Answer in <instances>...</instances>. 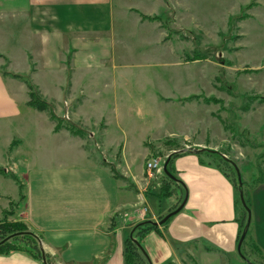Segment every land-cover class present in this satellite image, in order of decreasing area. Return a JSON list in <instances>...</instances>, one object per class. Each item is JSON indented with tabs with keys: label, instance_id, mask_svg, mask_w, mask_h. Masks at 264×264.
<instances>
[{
	"label": "crops",
	"instance_id": "obj_1",
	"mask_svg": "<svg viewBox=\"0 0 264 264\" xmlns=\"http://www.w3.org/2000/svg\"><path fill=\"white\" fill-rule=\"evenodd\" d=\"M113 5L114 0H0V168L12 172L21 183L20 188L9 175H0V217L11 202H19L23 212L12 219L22 221L39 238L40 249L53 264H125L124 237L132 226L142 219L156 220L172 208L169 202L174 205L180 200V204L186 193L183 207L159 226V232L151 231L143 239L151 264L176 263V248L186 245L198 264H247L237 253L239 223L233 184L200 151H179L172 157L170 170L180 182L171 183L172 195L160 200L152 212L159 190H148V186L159 187L161 181L144 177V160L150 156L146 149L140 156H130L129 143L123 141L120 161L114 166L124 178H116L110 169L115 159L101 162L79 147L81 155L60 151L50 159L47 129L42 125L50 124L55 136L54 123L45 111L27 104L24 81L2 73L5 69L28 76L62 117L58 101L85 91L79 88L82 84H91L93 88L86 87L76 110L86 105L98 121L109 118V82L102 79L114 80L119 66L111 34L109 7ZM125 9L137 13L140 23L158 22L141 18V14L154 13ZM82 17L101 24H85ZM75 117L70 119L77 123ZM62 140L74 139L68 135L61 136ZM257 190L249 197L248 226L264 251V226L256 199H264V187ZM0 264L43 261L28 252L11 251L0 254Z\"/></svg>",
	"mask_w": 264,
	"mask_h": 264
},
{
	"label": "rangeland",
	"instance_id": "obj_2",
	"mask_svg": "<svg viewBox=\"0 0 264 264\" xmlns=\"http://www.w3.org/2000/svg\"><path fill=\"white\" fill-rule=\"evenodd\" d=\"M127 7L160 18L157 23H140L138 14L127 11ZM109 8L111 34L117 45L114 50L118 52L115 60L119 64L114 80L102 79L109 82L106 86L109 94L106 98L111 103L106 111L109 118L98 121L86 105L84 110H76L87 93L86 87L93 88L91 84H82L79 88L85 91L58 101L59 114L62 110L65 119L58 122L57 135L50 132V124L42 125L47 129L45 140L52 153L49 158L60 151L81 155L79 147L101 162L115 159L110 165L120 172L114 165L120 161L123 141L129 143L130 156H140L141 150L146 149L149 158L157 156L165 160L173 151H200L205 161L216 164L230 177L234 187L239 186L232 163L236 165L244 199L250 203V194L264 187V0H114ZM82 19L85 24H101L95 18ZM95 84H100L99 79ZM204 97H214L219 102H205ZM114 105L119 107L115 109ZM73 115L78 118L75 126L84 132L70 125ZM68 135L74 140L61 141V136ZM2 145L0 142V151ZM220 156L232 165L223 163ZM160 181L159 187L151 183L148 190L158 191L168 182L164 173ZM6 191L10 193L7 188ZM238 198L235 189V199ZM162 199L151 205L152 212L157 211ZM256 199L264 226V199ZM179 201L174 205L166 201L172 207L168 212ZM17 205L19 202L10 203L0 217V224L13 223L12 218L23 212V207ZM240 212L238 203L236 213ZM115 216L118 218L119 214ZM158 220L159 217L155 221ZM2 235L0 231V241L9 238L1 239ZM252 238L249 230L244 252L249 261L264 264V251L257 244L260 249H254ZM200 244L203 243L196 245ZM23 245L38 254L37 249L31 248V242ZM189 246H178V261L164 264H198L197 256L190 255ZM38 259L41 261L42 255Z\"/></svg>",
	"mask_w": 264,
	"mask_h": 264
},
{
	"label": "trees",
	"instance_id": "obj_3",
	"mask_svg": "<svg viewBox=\"0 0 264 264\" xmlns=\"http://www.w3.org/2000/svg\"><path fill=\"white\" fill-rule=\"evenodd\" d=\"M141 18H142V20L156 21V20H158V18H160V16L155 15V16H149L148 17L147 15L141 14ZM2 73L6 76L11 75L15 78H19L26 83V85L28 87V95H29V100H28L27 104L30 105L31 107L36 108L39 111L47 112L49 114L48 118L51 121H56V123H54V127L52 129L54 131H57L59 128L58 122L64 120L65 118L56 116V114L53 112L52 104L49 103L48 101H46L41 96V94L39 93V90H37L38 89L37 86L30 80V78L26 75L24 76L22 74L19 75L16 73H12V72H9L5 69L2 70ZM203 100L205 102H210V101L219 102V100L217 98H214V97H204ZM69 121L71 122L70 125L75 126L74 122H72L71 120H69ZM72 123H74V124H72ZM75 127L78 129V131L84 132V130H82L78 126H75ZM177 153H172L170 155V159H169L168 164H167V168L170 172H172V171L170 170V163L169 162L171 161L173 156L177 155ZM213 153L216 156L218 155V153H216V152H213ZM220 159H222L223 163L230 165V166L232 165V164H229L230 162L226 161L224 159V157L220 156ZM110 169L112 170V172L116 178H124V176L121 175V173L114 170L113 166L110 165ZM223 174L226 177H228V175L225 174V172H223ZM0 175H4V176L9 175L10 177H12L16 181L15 183H17L19 185V187L21 188L20 180L12 172L7 173L4 170V168H0ZM165 178L168 182L162 184L161 189H159V192L156 194V196L158 198H164V197L166 198L168 196L170 197L172 190L170 189L169 183L176 184L175 181L171 180L169 177H166V175H165ZM228 178L230 179V177H228ZM232 184L234 187V183H232ZM234 189H237L238 194H239V190H241V187L240 186L234 187ZM20 197H22V196L20 195ZM239 199L240 198L235 199V207L239 203V207L241 208V211H242V212H240L241 214H239L236 217V219L238 220V223H239V225H238L239 231H238L237 239L239 238V236H240V234L244 228V225L246 224V221H247V213H246L247 209L246 208H248L250 210V203L248 202V200H246V198L244 199L245 206H243ZM161 218H162V216L159 215V219H161ZM168 220L162 225H165L168 222ZM0 228H1L0 231L3 233L1 239L9 237L8 239H6L2 243H0V254H7L11 251H24V252L30 253L33 257L41 258L42 252L38 246L39 245V238L36 235H34L32 232H30L27 229L25 224H23L21 222H14V221H13V223L12 222H2L0 224ZM158 228H159V226L157 227L156 225H153L152 223L147 222L145 219L135 223L132 226V228L129 230L128 234L124 237V243H123L124 244V248H123L124 256L123 257H124V263L125 264H138V262H141L143 264H149V259H148V256H146L147 254L144 250L142 242H143L144 237L149 232H151V231L159 232ZM249 230L250 229L248 228L247 234H246V236L242 242V245L240 247V252L247 259H248V257H247L248 255H246L244 251H245V244L247 241L246 238L249 235ZM133 239H135L138 242V244H140V246H137V244H135V241ZM24 242L25 243L31 242V246H33L31 248L37 249L38 254L36 255L35 252H32V250L30 248H26V246L23 245ZM254 249L255 250L260 249L256 245V243H254ZM44 255L46 257L45 261H47L48 256L46 254H44ZM250 262H252V261H250ZM46 264H50L49 261H47Z\"/></svg>",
	"mask_w": 264,
	"mask_h": 264
},
{
	"label": "water",
	"instance_id": "obj_4",
	"mask_svg": "<svg viewBox=\"0 0 264 264\" xmlns=\"http://www.w3.org/2000/svg\"><path fill=\"white\" fill-rule=\"evenodd\" d=\"M173 153H177V151H173ZM170 155L169 154L167 156V158L164 160V162L162 163V170H163V173L166 175V177H169L171 180L175 181V182H180V180L174 176L167 168V164H168V161L170 159ZM233 166L235 167V170H236V174H237V178H238V184L239 186L242 184V181H241V176L239 174V170L238 168L236 167V165L234 163H232ZM239 196H240V199L241 200V203L243 204V206H245V201L243 200L244 199V196H243V192L242 190H239ZM186 198H187V194H185L184 198H183V201H181V203L174 209V210H171L169 211L168 213H166L165 215H163V217L158 220V221H155V220H151V219H146L147 222L149 223H152L153 225H156L157 227L158 226H161L162 224H164L169 218L171 215H174L176 214L184 205V201H186ZM246 208V207H245ZM247 209V221H246V224L244 225V228L238 238V242H237V253L241 256V258H243L247 263L249 264H254L252 262H250L247 258H245L242 253L240 252V247L242 245V242L247 234V231H248V228L250 225V222H251V213H250V210L248 208ZM145 222V221H144ZM135 241V244H137V246H140V244H138V242L133 239ZM4 240L0 241V243H2ZM41 252H42V260L43 261V264H46V261H45V256H44V253H43V250L41 249ZM149 264H151L150 260H149Z\"/></svg>",
	"mask_w": 264,
	"mask_h": 264
},
{
	"label": "built area",
	"instance_id": "obj_5",
	"mask_svg": "<svg viewBox=\"0 0 264 264\" xmlns=\"http://www.w3.org/2000/svg\"><path fill=\"white\" fill-rule=\"evenodd\" d=\"M163 162L164 160L160 159L157 156H152V158H149V160L145 163L146 164L145 178L160 179V176H162L163 174V170H162Z\"/></svg>",
	"mask_w": 264,
	"mask_h": 264
}]
</instances>
